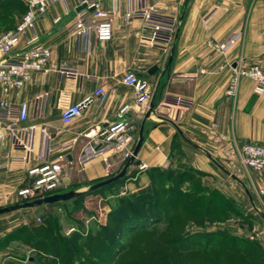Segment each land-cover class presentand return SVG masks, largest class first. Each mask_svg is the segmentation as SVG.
Instances as JSON below:
<instances>
[{"label": "crops", "instance_id": "0c3cea01", "mask_svg": "<svg viewBox=\"0 0 264 264\" xmlns=\"http://www.w3.org/2000/svg\"><path fill=\"white\" fill-rule=\"evenodd\" d=\"M141 3L179 22L165 50L149 44L150 30L140 19L123 18L131 7L138 5V0L102 1L105 10L113 11L111 38L105 43L96 42L93 36L68 33L76 14L83 9H79L81 0L55 3L35 21L38 44L49 52V70L44 75H33L16 94L10 95L11 102L27 106V118L20 128L45 127L50 144L55 146L49 159L60 153L67 155L58 182V188L64 192L110 178L124 166L121 156L110 152L103 155L105 161L95 158L79 165L77 159L85 145L117 120L119 108L128 104L125 118L131 122L135 142L141 128L142 142L134 164L125 170V189L145 187L148 169L172 167L179 159L203 174L205 186L241 205L246 191L258 198L260 175L241 164L238 149L264 141V94H255L252 82L246 78L239 79L234 99L224 92L234 68L255 64L264 71L263 0ZM231 35L237 36L234 44L219 50L218 46ZM17 49L23 46L20 44ZM61 66L75 72V77L69 81L61 79L57 72ZM127 70L149 85L151 97L142 107L133 105L131 90L120 83ZM97 89L103 92L101 101L93 95ZM176 97L187 104H176ZM85 98H90V102L81 114L62 126L61 110ZM88 132L94 136H85ZM21 133L19 130L17 137ZM6 149L7 140L0 145V152ZM10 155L18 158L23 153L13 150ZM41 155L39 135L35 133L25 162L6 163L0 168V207L15 201V192L28 182L27 170L41 163ZM139 166L144 167L139 170ZM33 210L0 215V264L31 261L27 247L15 241L5 242L4 236L24 225ZM261 233L258 245L264 251V224Z\"/></svg>", "mask_w": 264, "mask_h": 264}, {"label": "built area", "instance_id": "2783aa9c", "mask_svg": "<svg viewBox=\"0 0 264 264\" xmlns=\"http://www.w3.org/2000/svg\"><path fill=\"white\" fill-rule=\"evenodd\" d=\"M103 0H81L83 9L76 14L75 21L68 27V33L75 36H93L96 42L105 43L111 38L112 10H105L101 3ZM138 0V5L131 7L124 15L125 20L140 19L143 26L150 30L148 42L151 46L165 50L172 42L179 22L163 16L156 8L145 7ZM66 0H25V11L14 28L0 33V145L7 140V149L0 152V168L8 164H22L25 155L31 151L35 133H38L42 155L41 163L27 170L28 184L17 190L15 196L19 200L27 201L42 198L51 194L58 188L60 175L65 167L66 154L60 153L55 158L49 159V153L55 148L50 144L51 138L45 127L27 126L20 128V123L27 118L25 103H13L10 95L16 94L33 75H44L49 70V52L38 44L37 35L33 25L46 10L55 3L65 4ZM140 2V4H139ZM264 2V0H263ZM237 36H229L218 46L225 50L236 41ZM21 44L23 49H17ZM61 79L72 80L75 72L61 66L57 68ZM240 78H246L253 84V92L257 95L264 94V71L258 65L236 67L228 80L225 95L231 99L236 96L237 84ZM120 83L129 88L133 95V105L142 107L151 97L148 83L137 77L132 71H125L120 78ZM94 96L103 98L101 89L93 92ZM176 104L184 106L186 100L174 98ZM90 98L64 107L59 114L62 126L69 125L77 118ZM100 103V102H99ZM130 105L124 104L117 112V120L107 125L95 137L91 144L85 145L77 162L83 165L95 158L105 161L103 155L107 152L116 153L127 162L131 156L134 145L132 136L133 127L125 118ZM21 130V136L17 132ZM93 137L91 132L85 134ZM97 148H96V147ZM23 153L22 157H12L10 151ZM241 164L260 175L257 195L264 196V141L260 144H244L238 149ZM5 162V163H4ZM144 166H139L142 169Z\"/></svg>", "mask_w": 264, "mask_h": 264}, {"label": "trees", "instance_id": "16d2710c", "mask_svg": "<svg viewBox=\"0 0 264 264\" xmlns=\"http://www.w3.org/2000/svg\"><path fill=\"white\" fill-rule=\"evenodd\" d=\"M19 11L22 14L25 11L22 0H0V29L10 27V22H14ZM15 24L0 33L14 28ZM123 163L125 165L126 162ZM183 166L176 176H172L171 167L148 169L147 185L118 199L117 206L108 215L109 227L100 228L97 232V242L92 236L62 237L54 219L49 216L43 219L47 226L32 225L31 230L24 225L18 226L4 236L5 242H18L33 252L31 261L25 259V264H149L144 259L131 256L130 242L133 239H138L143 248L148 244L156 246L150 259L157 264H196V261L202 264H264V251L255 242L228 233L190 230L201 219L210 223L212 217L223 218L236 206L218 190L199 186L196 182L203 174ZM124 179L125 176L73 198L122 185ZM100 181L103 180L86 186ZM183 182L190 184L186 190L180 191ZM54 193L63 192L57 188L51 192ZM188 220L193 221V227L184 231ZM27 231H30L29 234ZM119 234L127 238L125 242L119 240V237L123 238ZM123 257L125 259L121 262Z\"/></svg>", "mask_w": 264, "mask_h": 264}, {"label": "rangeland", "instance_id": "374dc122", "mask_svg": "<svg viewBox=\"0 0 264 264\" xmlns=\"http://www.w3.org/2000/svg\"><path fill=\"white\" fill-rule=\"evenodd\" d=\"M22 3L25 6V0H22ZM21 14L22 11H19L15 16L16 19L14 20V22L9 21L11 25L10 27H12L15 22L18 21ZM8 28L0 29V32ZM183 168V164L180 163V160L178 159V161L173 164L170 169L172 176H176L181 170H183ZM196 183L199 186L207 187L205 186L204 180L202 178L197 179ZM189 184L190 183L188 182L181 183L179 190H186ZM90 186H84L80 188L76 187L75 189L66 190L64 192L74 191L76 193L82 194ZM135 191L125 189L123 185H114L113 187L103 189L93 194L83 195L79 198H71V200L69 199L65 203H59L54 206L34 207L35 209L30 208L34 210L33 212L30 211L31 215L27 219L24 226L27 228V230H31L32 225L44 224L43 219L46 216H49L50 218L54 219L55 224L58 227L59 234L62 237L70 238L73 235H77L79 237L80 235H83V237L92 236V238L95 239V242L97 239L98 230L100 228L102 229L109 227V225H107L109 219L108 215L109 212L117 206L118 199L125 197L126 195L131 194ZM257 197L258 198H254L253 196H250L246 191L243 205L228 197L233 201L236 208H231V211L228 212L225 217L222 218L220 216H214L212 217L213 219L210 223L205 222V220L201 219L199 224L195 227L192 226L193 221L188 220L184 231L189 230L190 227H193L190 229L192 232L228 233L229 235L245 238L249 242H255L258 244V239L262 238L261 225L264 224V208H262L264 203V196L257 195ZM25 201L27 200H19L16 197L13 203L6 204L4 206H1L0 208L8 207L16 203L18 204ZM44 225L47 226L46 224ZM111 230L112 232H114L113 227H111ZM29 232L30 231H27L28 234ZM115 232H117V230ZM26 235L27 234H25L24 236ZM119 236L123 237H119V240H121L122 243L126 241L127 238L125 239L123 235L119 234ZM130 243L133 253L131 256L133 258H141L147 261V263L149 264H157L155 261L150 259V255H154L156 246H154L153 244H148L147 247L143 248L138 244V239L136 241L133 239ZM28 251L29 257L32 256L33 252L30 249ZM125 257H123L121 262L125 259ZM23 262L25 263L26 260L24 259ZM196 264H202V262L196 261Z\"/></svg>", "mask_w": 264, "mask_h": 264}, {"label": "water", "instance_id": "95a60500", "mask_svg": "<svg viewBox=\"0 0 264 264\" xmlns=\"http://www.w3.org/2000/svg\"><path fill=\"white\" fill-rule=\"evenodd\" d=\"M83 7L84 6L82 5V6H80L79 9H81ZM169 60H170V58H169ZM152 110H153V104H150L149 112H151ZM148 113L145 114L146 117H147ZM141 142H142V136H141V128H140L138 130V133H137V139H136V142H135V144L133 146V149H132V152H131V156H130L129 160L125 163V165L121 168V170L117 174H115L114 176L91 185L84 192L96 190L98 188L107 186V185H109V184H111L113 182H116L119 179H121L124 176V174H125L126 168L133 163L134 158H135V156H136V154L138 152V149H139V147L141 145ZM78 195H80V193H76L74 191H67V192H63V193L49 194V195L44 196L42 198L33 199V200H30V201H25V202L14 204V205H11V206H8V207L0 208V215L6 214V213H10V212H13V211H17V210L30 209V208H34V207H40V206H46V205H51V204H55V203H58V202H65V201H67V200H69V199H71L73 197L78 196Z\"/></svg>", "mask_w": 264, "mask_h": 264}]
</instances>
